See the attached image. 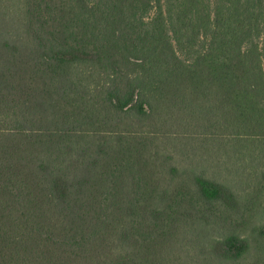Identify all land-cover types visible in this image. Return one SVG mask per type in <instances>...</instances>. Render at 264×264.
Masks as SVG:
<instances>
[{
	"label": "trees",
	"instance_id": "trees-1",
	"mask_svg": "<svg viewBox=\"0 0 264 264\" xmlns=\"http://www.w3.org/2000/svg\"><path fill=\"white\" fill-rule=\"evenodd\" d=\"M263 193L264 0H0V264H264Z\"/></svg>",
	"mask_w": 264,
	"mask_h": 264
},
{
	"label": "rangeland",
	"instance_id": "rangeland-1",
	"mask_svg": "<svg viewBox=\"0 0 264 264\" xmlns=\"http://www.w3.org/2000/svg\"><path fill=\"white\" fill-rule=\"evenodd\" d=\"M242 205L244 207L243 200H241ZM238 205H240L238 203ZM264 193L261 197V202L256 203V207L252 211L244 210L239 211L236 210L233 213V216L237 220L238 228L237 231L241 233L242 235H249V237L252 236V230L255 226L261 224L264 220ZM244 220H247V222L244 224ZM244 221V222H243ZM244 224V225H243Z\"/></svg>",
	"mask_w": 264,
	"mask_h": 264
}]
</instances>
